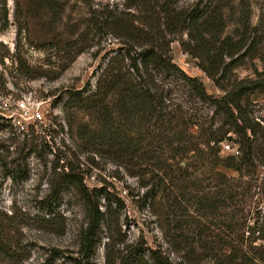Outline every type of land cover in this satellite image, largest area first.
Masks as SVG:
<instances>
[{"label":"trees","instance_id":"1","mask_svg":"<svg viewBox=\"0 0 264 264\" xmlns=\"http://www.w3.org/2000/svg\"><path fill=\"white\" fill-rule=\"evenodd\" d=\"M88 11L86 31L112 37L119 46L102 58L93 85L68 91L70 106L95 121L96 129L80 127L78 137L105 146L130 176H151L144 199L150 194L153 206L160 196L165 242L180 258L175 264H264L259 201L245 210L248 198L264 197V121L250 99L264 94V15L252 25L249 0H123L120 8L93 4ZM3 22L1 31L6 16ZM174 41L220 97L207 94L201 81L173 62ZM239 69L250 74L241 77ZM225 141L237 155L221 157ZM62 176L84 190L89 216L73 264H91L109 211L99 210L100 190L88 196L71 167L63 166ZM120 253L112 264H173L160 246L138 244ZM9 254L0 243V256Z\"/></svg>","mask_w":264,"mask_h":264},{"label":"rangeland","instance_id":"2","mask_svg":"<svg viewBox=\"0 0 264 264\" xmlns=\"http://www.w3.org/2000/svg\"><path fill=\"white\" fill-rule=\"evenodd\" d=\"M122 3L0 0V28L4 16L7 22L6 29L0 30V243L10 251V256H0V264H73L72 259L78 258L89 216L84 190L62 176L66 165L74 176L82 178L88 196L94 197L91 191L100 190L99 210L109 211L108 225L100 230L91 264H112L124 255L122 249L131 250L138 244L143 249L160 246L173 264L180 261L165 242L160 196L153 200V206L149 204L150 194L144 199L153 187L151 176H130L120 165L122 161L105 146L79 138L78 129H96L95 121L88 112L70 106L68 91L80 90L88 82L93 85L102 58L119 46L112 37L86 31L89 5L120 8ZM249 4L251 23L256 25L264 15V0H249ZM170 48L173 62L201 81L207 94L222 95L197 61L181 50L178 41ZM237 73L241 77L250 74L244 69ZM250 99L255 116L264 121V94L254 93ZM21 100L39 108L43 121L27 129L14 126L8 117ZM202 111L210 115L208 109ZM94 141L99 144L97 138ZM223 143L234 147L229 141ZM220 155L234 156L235 152L221 146ZM218 170L237 177L232 170ZM16 171L22 174L17 176ZM252 201H259L257 209L264 217V197L248 198L246 211L253 206ZM137 202L146 206L140 208Z\"/></svg>","mask_w":264,"mask_h":264},{"label":"built area","instance_id":"3","mask_svg":"<svg viewBox=\"0 0 264 264\" xmlns=\"http://www.w3.org/2000/svg\"><path fill=\"white\" fill-rule=\"evenodd\" d=\"M15 106V112L8 117V119L12 120L14 126L27 129L30 124L42 122L44 119L43 113L39 110V108H33L32 105L22 100L17 101ZM221 146L227 151H234L235 155L238 154L237 147L235 145L233 149H230V146L224 143H222Z\"/></svg>","mask_w":264,"mask_h":264}]
</instances>
